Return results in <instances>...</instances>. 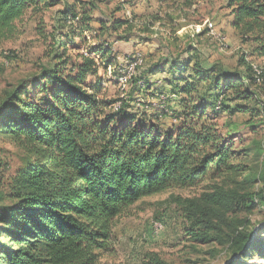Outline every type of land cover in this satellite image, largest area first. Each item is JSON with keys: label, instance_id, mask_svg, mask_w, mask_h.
I'll return each mask as SVG.
<instances>
[{"label": "trees", "instance_id": "trees-1", "mask_svg": "<svg viewBox=\"0 0 264 264\" xmlns=\"http://www.w3.org/2000/svg\"><path fill=\"white\" fill-rule=\"evenodd\" d=\"M96 1L63 4L57 27L66 29L65 39L59 37L51 51L57 63L44 68V86L35 98H24L21 84L0 105V134L29 155L25 166L11 175L6 163L0 162V264H104L102 255L114 248L115 220L130 206L144 197L195 187L208 179L225 184L239 171L234 142L213 122L217 114L264 118V101L257 89L264 71L257 82L254 62L248 60V56L264 58V0H227L232 26L241 43L249 45L234 70L195 60L189 44L176 54L164 52L139 78L145 67L142 56L143 64L130 79L138 90L152 89L151 75L172 73L163 79L173 89L168 92L167 112L161 115L128 101L115 108V102L102 98L101 82L91 80L98 76L95 56L125 69L110 37L129 39L135 30L150 31L147 25L136 26L137 17H145L136 14L131 19L125 15L98 20L95 29ZM61 2L0 0V39L12 34L15 22L28 13ZM78 13L80 19L70 23ZM89 31L97 38L96 46L72 61L69 44L84 39ZM185 53L187 57L180 60ZM214 189L196 199L176 198L191 239L220 240L225 228L231 229V224H224L222 212L240 209L247 198L218 184ZM259 200L263 202L264 195ZM229 241L240 257L228 264H241L256 252L264 256V230L256 235L238 232ZM143 264L166 262L148 252Z\"/></svg>", "mask_w": 264, "mask_h": 264}, {"label": "rangeland", "instance_id": "rangeland-1", "mask_svg": "<svg viewBox=\"0 0 264 264\" xmlns=\"http://www.w3.org/2000/svg\"><path fill=\"white\" fill-rule=\"evenodd\" d=\"M61 1V4L37 14L28 13L15 22V30L12 34L0 39V105L9 91L21 84L25 86L24 98L28 95L30 98H35L44 86L45 81L42 78L44 68L57 63L52 59L51 51L59 37L65 39L63 34L66 33V29L57 27V12L63 8L64 3L75 2V0ZM197 1L202 4L197 3L200 6L192 13H181L175 16L177 17L175 19L172 13L167 14L165 22L170 24L163 32L158 31L156 35L145 33L147 37H144L140 48L145 58V67L140 69L139 78H143V74L149 68L146 66L149 63L146 49H155L152 44H161V51L165 46H170L172 50L176 49L175 54L191 44L193 46L191 53L196 56L195 60L205 62L209 67L219 63L231 71L239 66L240 58L244 57L248 50L247 47H240V43L235 42L234 36L228 31L230 10L227 7V0H194L195 3ZM111 8L113 11L106 15L118 16L114 11L115 5ZM182 15L186 17L188 24H203L207 17L216 20L219 28L216 27L225 36L224 43L221 44L215 38L206 35L199 36L198 32L193 31V26L181 28L179 32L178 29L174 31L178 25L186 23L178 21ZM92 25L95 29L99 27L98 22H92ZM165 35L169 36V41ZM94 37V33L89 31L85 33L84 39L76 38L75 44H69L68 53L72 61L77 59L79 53H88L96 46L98 41ZM109 39L111 40L112 37ZM165 50L164 52H167V49ZM122 51L126 50L122 49ZM129 54L124 53L121 57H128ZM95 58L98 64V76L90 78L101 82L102 98L115 102V108H119L122 101H128L140 110H148L157 115L167 112L168 99L164 102L160 98L163 92L165 96L169 94L163 84L153 85L152 89L138 90L136 81L130 79L126 82L121 81L125 73L119 65L116 66V63L109 65L106 57L103 56H95ZM248 58L264 71V59L250 56ZM124 63L126 66L127 61ZM257 89L260 98L264 101V81ZM209 113L212 114L210 111ZM221 113L220 116L217 114L216 119L215 115H212L213 122L218 125V131L225 138L234 142L237 152L234 163L238 165L239 171L225 184L220 179H208L195 187L171 188L144 197L130 206L115 220L113 230L116 240L113 250L102 255L104 264H143L145 254L148 252H155L166 264H228L240 257L231 245L230 238L243 231L253 235L263 232L264 201H260L259 197L264 195V118H252L243 113L232 116H228L225 112ZM28 160L29 155L25 148L5 134H0V162L6 163L7 175L23 168ZM215 184L247 198L240 209L236 207L235 211L222 212L224 224H231V229L225 228L224 236L220 240L196 241L186 233L189 223L184 218L182 207L177 204L176 198H200L205 192H213ZM251 197L254 198L253 205H251ZM241 264H264V256L256 252L253 256L243 259Z\"/></svg>", "mask_w": 264, "mask_h": 264}, {"label": "crops", "instance_id": "crops-1", "mask_svg": "<svg viewBox=\"0 0 264 264\" xmlns=\"http://www.w3.org/2000/svg\"><path fill=\"white\" fill-rule=\"evenodd\" d=\"M197 3L202 4V2H194V0H97L96 1V9L93 10L92 15L94 16V20L93 22H98V20H107L110 17H108L106 15V13L108 12H112V6L115 5L116 9L115 14H118V16L124 17L125 15H127V12H130L132 15L136 14L139 16H149L153 19H155L156 21H151L149 18L148 20H150L151 22H149L148 24H140L138 22H136V26L139 28L140 25L144 26L147 25L148 28L150 29L149 33L147 35H156L158 33V31L163 32V30L168 28V25L170 23H166L165 22V16L168 14H173L174 15V19L177 18L175 16H179L181 13H192L195 11V9L197 7H199L200 5H197ZM230 13V12H229ZM214 14V13H213ZM117 16V17H118ZM128 17V16H127ZM173 17V16H172ZM107 18V19H104ZM139 18V20L137 21H142V20H146V17H137ZM173 19V18H172ZM212 20L213 19L207 17L205 20ZM204 20V21H205ZM178 21L180 23L182 22H186L187 19L184 15L180 16ZM187 23V22H186ZM181 24L178 25V27L174 30L176 31L178 29V32L181 28L185 29L187 27L192 28V26L194 27V25L196 24H202V23H187V24ZM204 23V22H203ZM214 23L216 24V26L219 28L217 21L215 20ZM228 31L231 33L232 36H234V41L235 42H239L240 43V47H247V50H249V45H244L241 43L240 41V35L239 33L236 31V29L232 26V15L228 14ZM167 32V31H166ZM163 34V33H161ZM169 34V33H168ZM207 35V34H206ZM144 37H147L145 33H139L136 30L133 31V33L131 34L129 39H119L118 37L116 38L114 36V38L111 39V41H113V48L114 51L117 53V59H119L120 63H123L125 61H127V58L136 55V54H142V41L144 39ZM152 37V36H151ZM167 41H169V36H166ZM152 47H155V49H146L147 51V60H149V63L146 64L147 67L151 66V65H155L159 58L161 57V55H163L164 51H166L165 49H167V51L172 50L170 46H165V48H163V50H160L161 44H152ZM176 48V47H175ZM122 49L126 50V51H122ZM176 50V49H175ZM172 50V51H175ZM200 50V49H199ZM124 53H130L127 56H123ZM157 54V55H156ZM187 57V54L185 53L184 55H182L180 60H184ZM254 58V57H253ZM258 59H264V58H258ZM249 60V58H248ZM163 75V76H160ZM172 77V73H169L167 71L165 72H160V73H156L155 75H151L150 76V80L152 81V83H154V85L158 86L163 84V86H165V88L170 91L172 90V85H168L166 81H164V78H171ZM162 79V80H160ZM163 81L165 83H163ZM182 83V82H180ZM161 88V87H159ZM166 90V91H167Z\"/></svg>", "mask_w": 264, "mask_h": 264}, {"label": "built area", "instance_id": "built-area-1", "mask_svg": "<svg viewBox=\"0 0 264 264\" xmlns=\"http://www.w3.org/2000/svg\"><path fill=\"white\" fill-rule=\"evenodd\" d=\"M80 13H78L76 15V17H70L69 22H76L80 19ZM127 16L129 19L133 18V15L130 12H127ZM149 20H142V21H137L140 24H148ZM196 31L198 33L202 32V31H206L207 36L211 37L212 39L215 38V40H218V42H220L221 44L224 43L225 41V36L218 30V28L216 27V24L211 21V20H205L203 24H197L193 27V31ZM85 54H88L87 52ZM143 57L141 54H136L133 55L131 57H129V59H127V65L125 66V69H123L125 75L123 77H121V81L122 82H126L128 79H131L134 74L136 73L137 67L141 66L143 64ZM251 66L254 70L255 73V78L257 82H261L262 81V72L263 70L260 68V66H258L256 63H251ZM139 84L141 86L144 85L143 82H139ZM169 97V95L165 96L164 94H162V96L160 97L164 102L165 100H167ZM220 105H218L219 108Z\"/></svg>", "mask_w": 264, "mask_h": 264}]
</instances>
